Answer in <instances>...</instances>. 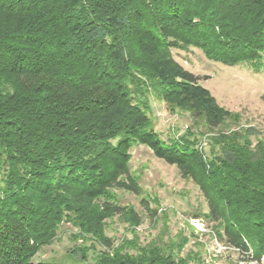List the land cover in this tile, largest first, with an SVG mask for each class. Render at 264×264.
Returning a JSON list of instances; mask_svg holds the SVG:
<instances>
[{
  "label": "trees",
  "instance_id": "obj_1",
  "mask_svg": "<svg viewBox=\"0 0 264 264\" xmlns=\"http://www.w3.org/2000/svg\"><path fill=\"white\" fill-rule=\"evenodd\" d=\"M190 47L258 73L264 0H0V264H33L71 217L109 247L100 222L124 209L105 204L108 190L140 192L128 167L135 143L195 182L223 244L264 255V139L250 142L259 132L221 134L208 159L152 130L148 91L212 129L239 120L173 59Z\"/></svg>",
  "mask_w": 264,
  "mask_h": 264
},
{
  "label": "rangeland",
  "instance_id": "obj_2",
  "mask_svg": "<svg viewBox=\"0 0 264 264\" xmlns=\"http://www.w3.org/2000/svg\"><path fill=\"white\" fill-rule=\"evenodd\" d=\"M171 55L185 70L199 76L200 84L217 104L238 115L239 120L228 119L212 129L203 117L169 105L148 91L143 101L148 106L152 130L161 141L166 145L192 141L193 147L210 159L220 155L216 139L221 134L252 127L259 135L250 137L251 145L264 139V67L254 73L246 64L224 66L192 47L171 49ZM128 153L129 171L140 192L108 190L111 197H105V204L124 209L122 214L105 210L100 222V235L109 240L110 246L104 245L96 232L83 231L72 217L65 218L31 263L111 264L110 258L117 257L128 264H148L154 259H171L174 264H231L233 257L221 249L225 245L219 240L221 232L207 217L206 200L195 182L183 178L176 166L157 159L145 145L135 143ZM129 213L134 215L133 220Z\"/></svg>",
  "mask_w": 264,
  "mask_h": 264
},
{
  "label": "built area",
  "instance_id": "obj_3",
  "mask_svg": "<svg viewBox=\"0 0 264 264\" xmlns=\"http://www.w3.org/2000/svg\"><path fill=\"white\" fill-rule=\"evenodd\" d=\"M223 251L229 252L232 255L231 264H264V255L255 257L251 249H240L223 245Z\"/></svg>",
  "mask_w": 264,
  "mask_h": 264
}]
</instances>
